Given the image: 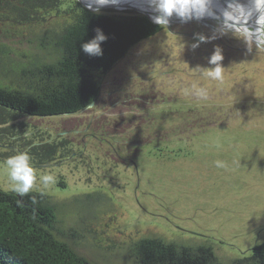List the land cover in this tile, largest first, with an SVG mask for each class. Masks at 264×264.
Instances as JSON below:
<instances>
[{"label": "rangeland", "instance_id": "obj_1", "mask_svg": "<svg viewBox=\"0 0 264 264\" xmlns=\"http://www.w3.org/2000/svg\"><path fill=\"white\" fill-rule=\"evenodd\" d=\"M131 7L93 12L157 15L152 6ZM56 23L64 21L19 27L0 20V66L15 72L34 56L51 59L36 36ZM159 26L98 74L92 108L12 123L15 137L0 147V188L13 192L5 154L28 153L37 176L30 192L59 203V238L94 264H137L131 248L144 238L203 245L217 264H238L264 243V48L219 32L209 18L173 16ZM216 47L222 83L198 69L213 67ZM9 72L0 70V86L11 85ZM194 84L209 91L207 100L186 94ZM45 174L56 182L43 185Z\"/></svg>", "mask_w": 264, "mask_h": 264}, {"label": "trees", "instance_id": "obj_2", "mask_svg": "<svg viewBox=\"0 0 264 264\" xmlns=\"http://www.w3.org/2000/svg\"><path fill=\"white\" fill-rule=\"evenodd\" d=\"M54 18L64 23L36 36L41 50L54 54L51 59L34 56L15 72L0 66L2 73H10L11 83L0 86L1 148L10 146L12 123L24 116H73L86 110L100 97L98 74L108 73L133 47L162 30L148 16L93 12L78 0H0V20L13 26L44 27ZM97 28L108 38L101 45L103 55L90 57L80 45ZM58 204L45 194L20 197L0 188V264H94L59 238ZM131 251L137 264H217L211 248L159 238L138 240ZM238 264H264V243Z\"/></svg>", "mask_w": 264, "mask_h": 264}, {"label": "clouds", "instance_id": "obj_3", "mask_svg": "<svg viewBox=\"0 0 264 264\" xmlns=\"http://www.w3.org/2000/svg\"><path fill=\"white\" fill-rule=\"evenodd\" d=\"M116 2L117 0H84L90 11H99V8L93 9V4L106 6ZM148 2L153 7V11L157 13L152 18L153 22L159 25H168L173 16L185 23L209 18L219 21V32H231L246 44L250 42L256 48H264V0H246V2H242V0H148ZM95 32L94 37L80 45L83 53L90 57L103 55L101 45L108 38L102 29L97 28ZM206 39L204 35L198 36V42H206ZM198 46L199 43L192 45L193 49ZM223 60L222 49L216 47L208 59V64L213 67H198L200 75L207 80L222 83L225 69L222 64ZM186 94L202 100L209 98V91L205 87L195 84ZM5 163L11 190L20 197L29 194L37 180L29 154L20 152L9 157ZM215 166L223 168L226 167V164L216 161ZM40 181L45 186L56 182L52 174L42 175Z\"/></svg>", "mask_w": 264, "mask_h": 264}, {"label": "bare ground", "instance_id": "obj_4", "mask_svg": "<svg viewBox=\"0 0 264 264\" xmlns=\"http://www.w3.org/2000/svg\"><path fill=\"white\" fill-rule=\"evenodd\" d=\"M82 1L84 2V0ZM242 2H246V0ZM127 5H130L132 7H136L139 9H144L145 11L151 10V5L149 4L148 0H117L116 3H110L109 5H106V6L114 8V7H127ZM95 6H98V5L93 4V8Z\"/></svg>", "mask_w": 264, "mask_h": 264}, {"label": "water", "instance_id": "obj_5", "mask_svg": "<svg viewBox=\"0 0 264 264\" xmlns=\"http://www.w3.org/2000/svg\"><path fill=\"white\" fill-rule=\"evenodd\" d=\"M85 7H86V5H85V3L82 1V0H79ZM105 7H108V8H110L109 6H95L93 9H96V8H99V9H102V8H105ZM91 11H94V10H91ZM149 17V16H148ZM152 21H153V19L151 18V17H149ZM157 24V23H156ZM96 103V101H94L93 103H91L89 106H88V108L87 109H89V108H92L93 106H94V104Z\"/></svg>", "mask_w": 264, "mask_h": 264}, {"label": "flooded vegetation", "instance_id": "obj_6", "mask_svg": "<svg viewBox=\"0 0 264 264\" xmlns=\"http://www.w3.org/2000/svg\"><path fill=\"white\" fill-rule=\"evenodd\" d=\"M87 110V109H86ZM85 111V110H84Z\"/></svg>", "mask_w": 264, "mask_h": 264}]
</instances>
